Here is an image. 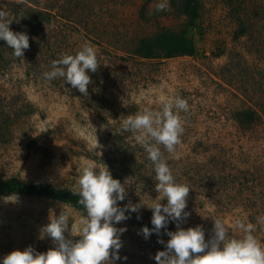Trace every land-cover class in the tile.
<instances>
[{
    "label": "rangeland",
    "instance_id": "obj_1",
    "mask_svg": "<svg viewBox=\"0 0 264 264\" xmlns=\"http://www.w3.org/2000/svg\"><path fill=\"white\" fill-rule=\"evenodd\" d=\"M156 2L0 0V11L12 19L10 29L29 37V47L17 58L0 42V177L74 191L83 166L94 161L122 184L127 179L118 205H146L115 224L126 227L115 264H156L154 255L165 247L158 240L169 239L166 231L147 239L140 233L151 224L147 205L159 193L153 163L120 121L144 109L158 110L162 100L176 95L189 104L181 113L184 131L174 152L160 148L177 182L190 188L185 209L190 215L179 227L201 225L208 240L213 219L219 218L229 238H241L235 224L240 219L253 224L264 244V0H198L194 26L186 25L182 0H170V8L159 13ZM41 14L43 29L29 22ZM239 18L245 34L236 37ZM182 29L193 36V55L133 54L140 39ZM85 42L95 47L100 64L89 73L87 96L75 88L67 91L71 86L63 78L44 79L53 60L74 54ZM245 108L258 110L261 118L238 124L234 113ZM96 139L100 147L95 148ZM61 211L69 213L70 225L86 215L45 196L0 195V257L28 246L38 252L55 247L46 233L41 238V230ZM170 222L167 231H175Z\"/></svg>",
    "mask_w": 264,
    "mask_h": 264
},
{
    "label": "clouds",
    "instance_id": "obj_2",
    "mask_svg": "<svg viewBox=\"0 0 264 264\" xmlns=\"http://www.w3.org/2000/svg\"><path fill=\"white\" fill-rule=\"evenodd\" d=\"M170 6V0H157L154 11H166ZM11 22L12 19L0 11V40L11 47L14 57H22L29 47V37L25 32L11 30ZM99 65L97 50L90 42H85L74 54L63 53L53 60L43 77L49 82L63 78L64 84L67 82L71 86L67 91L75 88L87 96V86L91 83L89 73L96 72ZM188 111L187 100L176 95L162 100L158 110L144 109L120 121L121 130L135 134V140L153 163L155 189L159 193V199H153L154 202L147 205L152 210L153 227L142 226L140 233L147 239L152 233L159 235L160 230L165 229L169 239L166 242L158 240L165 247L154 255L156 264H264V244L253 234L255 229L251 223L237 219L235 224L243 235L229 238L223 221L213 219V235L208 240H205L201 225L187 229L179 227L180 221L190 215L185 211L190 188L177 182L160 146L168 153L174 152L184 131L181 113ZM96 147H100L97 139ZM77 183L78 187L72 193L78 195L77 204L83 206L86 215L81 214L75 225H70L67 211L53 215L43 226L41 238L46 233L55 247L45 252H38L31 246L14 249L0 257V264H115L121 259L118 253L120 235L126 227L118 228L115 224L130 218L126 212H137L146 204L140 202L120 207L118 201L125 199L127 179L122 184L112 177L106 165L98 167L94 161L85 163ZM161 199L167 202L162 204ZM170 221L176 223L175 231H167ZM65 232L80 238L73 241L66 238Z\"/></svg>",
    "mask_w": 264,
    "mask_h": 264
},
{
    "label": "trees",
    "instance_id": "obj_3",
    "mask_svg": "<svg viewBox=\"0 0 264 264\" xmlns=\"http://www.w3.org/2000/svg\"><path fill=\"white\" fill-rule=\"evenodd\" d=\"M182 13L187 20V26H194L199 18L198 0H182ZM32 25L43 29V15L39 19L30 17ZM245 34V25L241 18L238 19V27L235 31L236 37ZM1 42V40H0ZM196 51L193 36L182 29L179 32L162 30L151 38H142L133 49V54L144 59H166L179 55H193ZM234 118L240 125H253L261 118V114L254 108L238 109L234 113ZM73 190L67 187H59L47 182H27L14 177H0V195L24 194L32 196H45L51 199L69 203L76 208L83 209L77 204L78 195H74ZM171 225L168 223L167 229ZM149 224V228H152ZM160 231H165L161 229Z\"/></svg>",
    "mask_w": 264,
    "mask_h": 264
}]
</instances>
